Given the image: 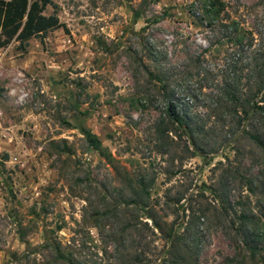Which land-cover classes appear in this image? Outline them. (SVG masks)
I'll return each instance as SVG.
<instances>
[{
	"label": "rangeland",
	"instance_id": "rangeland-1",
	"mask_svg": "<svg viewBox=\"0 0 264 264\" xmlns=\"http://www.w3.org/2000/svg\"><path fill=\"white\" fill-rule=\"evenodd\" d=\"M225 1L253 30V45L264 46L262 0ZM193 8L198 0H51L43 12H55L67 32L31 37L23 52L14 40L0 48V264H63L54 258L56 241L88 264H105L108 232L120 224L116 206L141 174L151 179L148 202H158L159 214L166 192L180 196L164 217L179 230L192 209L209 208L193 217L198 264H226L240 252L236 220L219 212L227 195L264 224V152L245 136L228 137L227 117L205 105L234 49L216 42ZM193 62L208 68L206 77ZM167 93L203 124L200 151L173 123L155 131ZM82 128L97 135L104 155ZM227 165L254 176L253 191L235 180L224 201L214 198L208 185ZM143 220L150 225L141 211L133 219ZM160 232H146L157 249L165 244ZM261 240L246 264H264Z\"/></svg>",
	"mask_w": 264,
	"mask_h": 264
},
{
	"label": "trees",
	"instance_id": "trees-1",
	"mask_svg": "<svg viewBox=\"0 0 264 264\" xmlns=\"http://www.w3.org/2000/svg\"><path fill=\"white\" fill-rule=\"evenodd\" d=\"M50 3L51 0H0V48L14 40L23 52L31 37H39L42 41L46 32L56 27L67 32L65 23L58 19L55 12H43ZM262 5L263 14L259 21L264 26V0ZM191 12L198 18L199 23L204 22L206 27L216 32V42H227L234 49V58L228 63L222 80L216 82L212 102L205 104L206 107L211 111H219L220 117H227L230 129L228 137L237 141L245 136L264 152V46L253 45V30L243 26L239 17L231 13L225 0H198V8H193ZM193 66L197 68V73L201 69L204 77L209 73L208 68L198 62H193ZM146 69L149 75L160 81L161 78H157L158 72L153 73ZM161 85L164 90L167 89V84L162 82ZM165 98V116L158 119L154 126L155 131L171 130L172 126L164 123H173L189 137L192 147L200 151L198 134L203 124L198 123L189 106L182 104L181 98L180 106L171 94L167 93ZM81 132L87 144L104 155V148L97 135L85 128ZM235 151L239 152L236 146ZM254 179V176L241 173L236 166L227 165L217 181L208 185V189L214 198L224 201L222 195L227 191L229 182L237 180L253 191L254 185L256 186ZM150 182V178L143 174L138 175L130 191L121 194L116 206L119 207L120 224L108 232L112 246L105 264H198L201 230L194 224L193 217L206 216L209 208L198 207L195 211L192 209L190 217L179 230L174 218L168 221L164 217L175 212L173 205L180 196L170 197L166 192L160 207L162 214H159L156 208L158 202H148ZM224 199L225 205L219 206V212L225 214L229 211L236 220L235 232L240 252L238 255L225 256L223 260L226 264L253 262L256 254L263 248L260 242L264 239V224L244 207L242 201L231 203L228 195ZM140 211L144 217L150 219L149 226L146 220L142 224L133 221L138 218ZM155 229L161 231L165 241L159 249L154 245L150 246V240L146 238L147 233H154ZM52 248L55 260L63 264H88V260L79 259L74 250L62 248L58 241L54 242ZM104 251L107 254L108 250ZM152 256L158 260L155 258L153 261Z\"/></svg>",
	"mask_w": 264,
	"mask_h": 264
}]
</instances>
